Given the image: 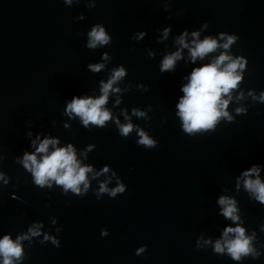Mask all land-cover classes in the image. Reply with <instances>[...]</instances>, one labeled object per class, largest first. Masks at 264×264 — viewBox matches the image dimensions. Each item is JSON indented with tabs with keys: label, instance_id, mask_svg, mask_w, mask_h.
I'll use <instances>...</instances> for the list:
<instances>
[{
	"label": "clouds",
	"instance_id": "obj_1",
	"mask_svg": "<svg viewBox=\"0 0 264 264\" xmlns=\"http://www.w3.org/2000/svg\"><path fill=\"white\" fill-rule=\"evenodd\" d=\"M79 4L82 0H63L66 5L73 3ZM86 7L89 9L95 8L97 0H83ZM164 3V10L169 12V19H171V10L169 5L172 0H160ZM75 20L84 19L83 15L77 16ZM209 27L205 22L201 26V31ZM171 28H164L162 39H167ZM201 31H192L193 39L191 43L188 42L187 37L189 33L187 30L183 31L175 39V44L179 45V49L175 52L164 56L160 64V72H172L175 70V65L178 60L182 59L183 49H188L190 60L194 63L198 59L204 60L211 54L214 55L210 62L203 64L201 67H196L192 70L188 83L181 88L183 96L176 105L178 108L177 115L182 121V131L188 135H196L200 133L215 131L218 123L223 119L228 123H233L235 117L228 111L229 103L233 99L238 103L245 99L244 92L239 89V85L243 81L244 73L248 60L243 55H234L231 51L233 45L239 40L238 35L228 34L227 32H220L218 36L206 35L200 39ZM87 41L85 47L89 50H96L106 45H110L112 37L106 31L103 24H95L90 31L87 32ZM144 36V33H139L134 39L139 40ZM153 56V53H149ZM112 57L108 53L101 56L103 61H108ZM88 70L93 73H100L105 69V63L89 64ZM127 73L123 66L111 70L107 81L101 80L100 95L96 98L91 96H74L70 102L67 103L65 115L78 117L82 125L86 129H91L89 126L97 128H106L107 122L111 121L116 125L118 134L122 138H128L134 131L138 134L139 139L136 140L138 146L146 149H154L157 147V141L152 139L139 125L131 123V117L126 110H122L121 114L126 123H121L120 120L113 116V113L105 107L108 103L109 95L111 93H122L118 85L126 77ZM130 87V86H129ZM146 90V89H145ZM248 95L257 103L264 104V90L257 95L255 91L249 90ZM120 103L119 98L116 104ZM236 115H246L248 109L245 107H237L235 109ZM132 115L138 118H146V113L136 108L132 109ZM67 127V126H66ZM31 136L29 132L27 134ZM37 140L32 141V146L35 147V152L30 153L25 151L22 159H17V163L22 164L23 168L31 174L32 183L34 186L44 189L45 187L51 189L53 183L59 187L64 195L69 192L75 196L84 197L88 194L91 181L89 173H92V179H96L102 174L109 172V167L105 166L101 172H94L92 166L82 164L77 158L76 149L71 143L67 147H57L59 140L52 138H45L40 141L37 146ZM52 146V151H49V146ZM93 146L89 145L85 149V153L90 151ZM260 167L253 165L247 171L242 173V176L237 179V189L240 188V180H243V188L249 194L250 198L258 201L264 205V182L260 179ZM115 178L116 186L109 188L108 184L111 178ZM255 177V178H253ZM0 180H7L3 173H0ZM126 184L121 182V178L117 176L116 172L111 173L109 180L99 183L98 190L94 191V195L99 200L104 195L110 198H116L126 192ZM218 204L221 206L220 215L225 219L236 223V227H226L222 232L220 239L214 242L209 239L205 240V245H211L212 251L216 255L228 256L236 262H241L245 258L258 259L261 256L260 248H264V244L257 247L258 239L255 230L250 235H246V229L241 227L243 221L238 215L237 201L228 197L221 196L218 199ZM57 220L52 219V225H56ZM43 224L41 222L32 223L25 232H20L13 239L10 234H6L0 239V264H18L25 259L24 242L31 247L33 238L41 236V229ZM260 230L264 232V224H261ZM56 233L62 231V228L57 227ZM109 235L107 229H101V236ZM40 244L51 243L59 248L61 241L57 235H50L44 233L43 239L39 240ZM147 245H143L136 250V255L140 256L146 253ZM197 249H202V245L197 243Z\"/></svg>",
	"mask_w": 264,
	"mask_h": 264
}]
</instances>
